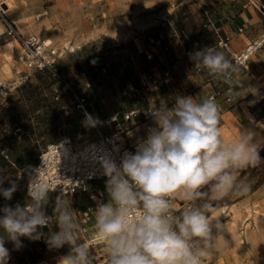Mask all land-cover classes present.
I'll use <instances>...</instances> for the list:
<instances>
[{
    "label": "rangeland",
    "instance_id": "obj_1",
    "mask_svg": "<svg viewBox=\"0 0 264 264\" xmlns=\"http://www.w3.org/2000/svg\"><path fill=\"white\" fill-rule=\"evenodd\" d=\"M1 1L5 17L17 31L23 35L35 34L42 40L45 37L51 40L50 46L59 54L56 63L58 70L67 78L72 88L83 94L88 112H95L99 118L113 111L142 108L150 97H160L164 93L194 91L195 88L186 75L192 71L201 73L200 77L209 76L205 70L198 71L191 67L194 62L186 53L188 50L190 53L202 50L207 44L202 39L204 27L200 23L204 9L207 8L203 2L207 0ZM194 4L202 6L197 13L193 11ZM255 40L258 38L247 42L239 52H243ZM68 46H72L73 50ZM224 48L217 43L215 49L224 51ZM23 53L22 47L7 34L0 20V84L36 81V72L24 65V59L21 58ZM228 59L233 61L232 58ZM6 63L10 68L9 72L3 69V64ZM168 69L172 77L178 79L181 87L171 86V77L169 82H163L164 72ZM25 76H28L27 79ZM153 78L158 79L155 85L150 83ZM127 79L135 82L138 87L137 93L131 97L122 90ZM252 80L254 86L243 95L255 98L252 105H248L259 111L254 114L255 120L251 117L253 123L240 127L230 114L224 115L226 127L221 129V134L225 141H231L239 135V131H252L255 134L254 141L261 144V150L264 148V98L260 100L258 96L262 94L259 90H264V70H256V77ZM188 82L190 85H187ZM14 92L15 90L5 96L0 90V109L7 105V99ZM67 92L66 90V104L73 109H68L65 115L69 112L71 117L75 113L81 120L83 129L72 134L71 125L62 116L56 121V129L51 137L54 140L65 134L70 135L76 143L83 142L93 136L94 130L84 126L85 114L75 107ZM22 175L27 177L25 172ZM242 175L248 178L250 191L246 195L223 199L222 205L210 212V218L214 223L218 221L221 228L219 231L213 229L215 238L205 264H264V201H256L250 196L261 185L258 183L262 174L246 172ZM256 192L257 196L264 193V187ZM49 201L55 206L53 195L49 196ZM69 202L80 224V239L89 243L95 257L94 264H107L104 242L94 238V213L83 214V203L80 200ZM17 204L21 205V201ZM175 204L179 214L184 203L177 200ZM51 212L54 216V208ZM91 220L93 222L87 223ZM39 231L44 235L40 241L34 242L46 243L47 235L58 231V227L53 223ZM23 246L24 243L16 249L11 241H6L5 247L10 253L8 264H58L59 258L69 251V247L65 245L58 252L54 250L53 253L40 255L37 260Z\"/></svg>",
    "mask_w": 264,
    "mask_h": 264
},
{
    "label": "clouds",
    "instance_id": "obj_2",
    "mask_svg": "<svg viewBox=\"0 0 264 264\" xmlns=\"http://www.w3.org/2000/svg\"><path fill=\"white\" fill-rule=\"evenodd\" d=\"M189 58L195 69L235 84L240 68L222 51L205 47ZM228 95L238 94L230 88ZM219 114L214 96L199 101L177 96L172 108L161 105L151 110L156 127L148 130L135 154L125 152L119 165L111 158L101 159L108 200L97 204L93 230L104 242L107 264H205L215 238L213 229L221 228L210 218L211 202L246 195L251 185L242 173L264 163L252 131H239L225 141ZM83 123L94 127L98 121L85 112ZM59 185L36 175L23 206L0 208V264L10 259L6 241L19 249L21 237L39 240L44 235L39 229L53 223L58 231L47 235L48 247H69L58 264H94L90 245L80 239L70 202L57 196L54 216L45 213L49 194ZM17 189L13 182L0 187V195L11 200ZM177 200L184 203L179 214Z\"/></svg>",
    "mask_w": 264,
    "mask_h": 264
},
{
    "label": "built area",
    "instance_id": "obj_3",
    "mask_svg": "<svg viewBox=\"0 0 264 264\" xmlns=\"http://www.w3.org/2000/svg\"><path fill=\"white\" fill-rule=\"evenodd\" d=\"M204 16L202 27L206 28L211 21L207 9L204 10ZM0 20L7 34L11 35L22 47L25 67L36 73L44 70L47 71L55 79L57 96L62 91L66 93L67 90L75 107L82 110L84 114L85 112L89 113L83 94L72 88L67 78L58 70L56 66L59 57L58 52L50 45L48 47L44 45L42 39L37 35H23L17 31L12 22L8 21L5 17L1 0ZM241 31L242 29L239 28V32ZM227 42V37L220 38L218 45L226 47ZM262 46H264V35H261L260 44L256 45L252 42L249 46L245 47L244 52L236 53L232 58L233 62L237 66L245 64L251 55L256 53ZM186 53L190 54V50ZM191 67L195 68L194 63L191 64ZM27 77L25 76V79ZM170 77L171 71L168 69L164 72L163 82H169ZM157 82L158 79L153 78L150 83L151 85H155ZM237 82L238 75L235 77V84L231 86L224 83L222 79H219L218 84L215 85L209 96H214L215 98L221 96L226 102L232 103L233 96L230 97L228 92L230 88L232 92L235 91L234 87ZM18 83L11 86L9 85L10 83L0 84L2 94L6 96L11 93L20 85ZM151 110L149 107H144L122 112L113 111L102 118L95 117L98 123L92 127L94 134L83 142L76 143L70 135H66L48 143L39 151L35 164L27 167V170H19V178H21L22 173H27L24 186L25 194L27 195L28 193L30 180L38 175L46 181H55L57 184H60L56 191L50 193L55 200L60 195H63V198L68 201L74 199L80 200L83 203V214H91L97 207V204L105 200L107 193V177L103 173L101 159L105 157L111 158L119 165L125 152L135 154L139 143H123L125 128L122 126V123L131 119L137 121L147 119L152 116ZM81 133H84V131ZM14 135L17 139H20L21 131L19 127L15 128ZM0 154L8 158L3 149L0 150Z\"/></svg>",
    "mask_w": 264,
    "mask_h": 264
},
{
    "label": "crops",
    "instance_id": "obj_4",
    "mask_svg": "<svg viewBox=\"0 0 264 264\" xmlns=\"http://www.w3.org/2000/svg\"><path fill=\"white\" fill-rule=\"evenodd\" d=\"M203 3L208 8L209 19L211 20L208 26L204 28V34H206V37H202V39L207 42L205 47L216 48L218 40L220 38L227 37L228 42L226 44V47L224 48V51L222 52L225 54L226 57L231 59L244 47L247 42H250L255 38H258L261 34H264V0H207ZM194 7L195 8L193 11L196 13L197 11H199L200 8H202L200 4H194ZM204 18L205 16H201L200 23L204 21ZM239 28L242 29L241 32H239ZM239 68L240 71L238 73V82L235 86L237 89L235 88L234 91V93H237L238 95L233 96V102L228 103L221 96L216 98L218 104L220 105V130L224 126L226 127V123L223 120L224 115L230 114L234 118V121H236L240 127H243V125L247 123H253L251 117H253L254 119V114H258L259 111L257 108L254 109L253 107H248V105H252V101H254L255 98H247V96H244L243 94L248 93V90H250L254 86V81L252 79L256 77V70H264V46H262L261 49H259L255 54L250 57L248 63H245L244 67L239 66ZM186 75L189 81H191L190 83L195 88L194 91H178L179 93H164L160 97H150L148 99V103L142 106V108L149 107L153 109L160 105H166L168 108H172L175 105L177 96H191L193 98H196L197 101H199L203 98L208 97L219 81V79L214 78L212 76H202L205 78L203 79L202 77H200L201 73L199 74L196 71H192L191 73H187ZM198 76L200 78H198ZM171 79H173L170 83L171 86L178 85L176 88L181 87V84H178V79L173 78L172 75ZM238 83H241V85L238 86ZM242 84L245 85L242 86ZM187 85H190L189 82L187 83ZM166 87L168 88V86ZM54 88L56 98L57 88L55 87V83ZM172 89H174V87H172ZM259 91L262 92V94L258 96L261 100V98H264V90ZM61 95H64L66 97L67 94L62 91L57 97ZM40 114L42 115L43 113ZM91 115L93 117H98L95 112H92ZM122 126L125 128V131L123 132V143L133 144L140 143L142 140L146 139L148 135V130L150 128L156 127V124L152 116H150L147 119H142L140 121H137L135 119L124 121L122 123ZM62 136L66 135H60L51 142L57 140ZM47 144L41 147L40 150L44 148ZM31 165L33 164H29L27 167ZM27 167L23 169H26ZM19 170L17 172V177ZM22 176L23 175H21V177ZM25 182L26 180L21 186V189L24 191V193ZM262 187H264V183H262L256 190L262 189ZM256 190H254L253 193L250 194V196H252L256 201H264V193H261L259 196H257ZM107 199L108 198L106 193V198L102 202H106ZM25 203L21 201L22 206ZM16 205L17 203H14L13 205H11V207H15ZM91 222L93 221L91 220L87 223ZM40 240L41 239H39L38 241ZM21 243H24L25 245L24 239ZM37 244H39V242H37ZM54 250L58 252V249L43 250L41 247H39V254L47 255L53 253Z\"/></svg>",
    "mask_w": 264,
    "mask_h": 264
},
{
    "label": "trees",
    "instance_id": "obj_5",
    "mask_svg": "<svg viewBox=\"0 0 264 264\" xmlns=\"http://www.w3.org/2000/svg\"><path fill=\"white\" fill-rule=\"evenodd\" d=\"M202 37H206V34H203ZM35 77V82L26 80L17 86L13 95L7 99V105L0 109V150L3 149L8 156L5 158L0 154V181H3L0 187L8 188L13 182L18 186L11 200H5L0 195V208L5 205L11 206L18 201L27 202L28 198L21 189L27 177L22 176L20 179L17 177V172L19 169L37 162L40 148L52 141L51 135L56 129L57 120L65 116L71 125L72 134H77L83 128L81 120L75 113L71 117L68 115L69 112L65 115L68 109H73L67 106L66 97L61 95L55 98V79L45 70L36 73ZM122 90L128 97H131L132 94L137 93L138 87L135 82L127 79ZM85 94L88 93L85 92ZM17 127L21 131L20 139L14 135V130ZM259 154L264 160V148L260 150ZM246 172L262 174L258 184L264 183V163L257 168L247 169L242 174ZM221 201H212L210 212L222 205ZM53 208L54 204L48 201L45 206L46 215L52 216ZM2 215L3 213L0 212V216ZM20 239L25 241L23 249L37 260L41 257L39 247L43 250L50 249L44 242L37 244L28 238Z\"/></svg>",
    "mask_w": 264,
    "mask_h": 264
},
{
    "label": "bare ground",
    "instance_id": "obj_6",
    "mask_svg": "<svg viewBox=\"0 0 264 264\" xmlns=\"http://www.w3.org/2000/svg\"><path fill=\"white\" fill-rule=\"evenodd\" d=\"M261 35H264V34H261ZM261 35L258 37V40H255V41H253L254 42V44H260V42H261ZM43 44L44 45H46L47 47L50 45V43H51V40L49 39V38H44L43 40ZM250 45V44H249ZM248 45V46H249ZM68 48H70V50H73L72 49V46H68ZM54 49V48H53ZM246 49V48H245ZM244 52V51H243ZM21 58L22 59H24V53L23 54H21ZM3 69H4V71L5 72H9L10 71V68H9V66L7 65V63L6 64H3ZM13 83H10L9 85L11 86ZM0 90H2V89H0ZM80 134V133H79ZM80 136V135H79ZM120 138V137H119ZM91 231V230H90ZM95 240H99V241H102V239H100V238H98L97 236H96V234H95ZM98 241V242H99Z\"/></svg>",
    "mask_w": 264,
    "mask_h": 264
}]
</instances>
